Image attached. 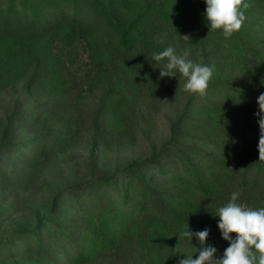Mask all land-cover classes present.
<instances>
[{
  "label": "trees",
  "instance_id": "16d2710c",
  "mask_svg": "<svg viewBox=\"0 0 264 264\" xmlns=\"http://www.w3.org/2000/svg\"><path fill=\"white\" fill-rule=\"evenodd\" d=\"M162 1L0 0V91L14 100L0 159L9 155L30 161L13 176L0 175L4 187L28 182L42 159L69 146L75 128L82 129L84 103L96 101L100 112L111 105L117 116H124L133 81L158 80L146 76L153 53L174 48L193 33L195 22L210 24L192 0H183L191 11L187 19L172 14ZM248 2L264 7V0ZM218 35L215 30L209 37ZM261 93L264 80L246 77L208 86L203 97L192 94L169 143L124 169L102 172L93 141L88 174L58 192L51 208L36 215L33 228L17 231L12 249L36 264H94L124 245L137 255L126 264H168L180 239L191 241L184 235L187 228L215 227L218 209L231 201L232 193L241 194L240 206L264 208L256 115ZM31 100L33 106L26 109ZM92 125L97 141L100 114ZM20 128L34 134L17 142ZM211 240L209 230L204 246L215 247V258H222L229 242ZM200 248L192 252L193 259ZM154 255L158 259L152 263Z\"/></svg>",
  "mask_w": 264,
  "mask_h": 264
},
{
  "label": "rangeland",
  "instance_id": "374dc122",
  "mask_svg": "<svg viewBox=\"0 0 264 264\" xmlns=\"http://www.w3.org/2000/svg\"><path fill=\"white\" fill-rule=\"evenodd\" d=\"M192 1H194L192 3ZM192 5L197 4L206 11L205 0H192ZM249 5L248 0H244ZM172 14L187 19L191 11L183 0H163ZM130 4L126 10H130ZM163 7V6H162ZM187 9V13L186 12ZM246 19L242 28L226 38L223 31L216 30L219 35L211 39L209 35L210 24L194 23L193 33L177 42L174 49L177 55L189 52L186 59L193 63L206 65L212 68L213 75L209 86L214 84L225 85L244 80L246 77H257L264 80V7L254 4L248 8L241 5L240 9ZM193 14L196 10L193 8ZM206 18V17H204ZM165 60L157 62L153 58L147 63V78L156 77L154 84L133 81L126 105V114L117 116L111 105L103 107L96 101H89L82 105L79 113L82 129L76 127L72 142L60 153L42 159L33 169L28 182L17 185L15 188H6L0 181V264H36L33 259L25 258L20 253H15L12 245L16 241L14 234L17 231H27L34 227L36 215H42L51 208L54 196L79 182L88 174L92 146L97 142L95 159L102 172H111L124 169L132 162L151 158L163 145L168 144L173 124L179 116L182 106L192 94L184 90L187 78L176 72L178 79L160 77V69H164ZM174 77V76H173ZM174 77V78H177ZM183 77V76H182ZM180 80L181 82L178 83ZM260 85V84H259ZM262 86L259 87L261 91ZM13 97L0 91V144L5 134L6 124L10 109L13 106ZM34 100L25 102L24 107L31 109ZM196 113V112H195ZM100 114L101 126L98 131L97 141L93 139V122ZM54 124V123H53ZM58 125V122H56ZM78 129V130H77ZM20 128L14 140L17 142L30 135H25ZM71 135V133H70ZM63 137V136H62ZM66 140L67 138L64 137ZM94 141V142H93ZM28 158V157H26ZM30 161L18 160L9 155L0 159V175L10 174L28 167ZM219 220L212 231V244L217 237H222L218 228ZM232 236V239H235ZM229 242V241H228ZM178 253L167 259L168 264H178L179 260L192 256V252L201 245L199 240L192 238L180 239ZM21 245L19 249H22ZM128 247L122 246L118 253L100 258L94 264H126L132 263L137 255L129 254ZM155 257V258H154ZM152 263L158 259L155 255L149 258ZM258 264V261H257Z\"/></svg>",
  "mask_w": 264,
  "mask_h": 264
},
{
  "label": "clouds",
  "instance_id": "9594fccd",
  "mask_svg": "<svg viewBox=\"0 0 264 264\" xmlns=\"http://www.w3.org/2000/svg\"><path fill=\"white\" fill-rule=\"evenodd\" d=\"M206 19L210 23L211 30H222L223 35L228 38L238 32L246 19L240 10L241 5L246 9L249 7L244 0H205ZM189 55L185 51L177 55L171 46L163 51L153 53V60L160 62L167 58L164 69H160V77H176L179 72L187 78L184 90L191 94L203 97L207 93L209 81L212 78V68L206 65L193 63L186 59ZM257 103L259 111L258 124L260 137L258 143L259 160L264 161V93L258 96ZM241 194L234 192L231 201L218 209V228L222 238L229 241L222 258H215L217 249L213 246H204L209 236V230L192 232L187 228L184 235L192 240L193 237L199 240L201 248L199 255L193 259L188 256L179 260L178 264H264V208L253 210L245 208L236 203ZM236 234L232 239L231 234Z\"/></svg>",
  "mask_w": 264,
  "mask_h": 264
}]
</instances>
